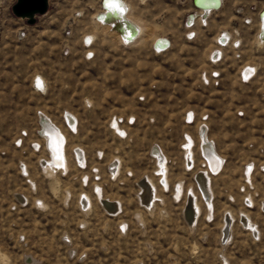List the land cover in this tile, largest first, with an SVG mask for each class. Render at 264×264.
I'll return each mask as SVG.
<instances>
[{
    "label": "rangeland",
    "instance_id": "374dc122",
    "mask_svg": "<svg viewBox=\"0 0 264 264\" xmlns=\"http://www.w3.org/2000/svg\"><path fill=\"white\" fill-rule=\"evenodd\" d=\"M125 1L146 26L130 46L95 23L99 0H48L34 24L0 0V264H264V42L253 20L264 0H222L195 26L191 0ZM158 36L170 42L163 52ZM42 115L66 138V168L52 173ZM201 126L216 174L199 151Z\"/></svg>",
    "mask_w": 264,
    "mask_h": 264
},
{
    "label": "bare ground",
    "instance_id": "6f19581e",
    "mask_svg": "<svg viewBox=\"0 0 264 264\" xmlns=\"http://www.w3.org/2000/svg\"><path fill=\"white\" fill-rule=\"evenodd\" d=\"M145 0H140V3L144 2ZM198 9H196L193 13L192 16L188 17V23L187 26H190V24L195 21L196 18H199L200 22L206 21V17L208 14H211V9H220L221 7V0H195ZM100 3V8L95 14L94 21L96 24L102 27L108 26L109 30L115 31V34H117L118 39L121 43V41H128V40H133L131 44L135 43L138 39H140L145 33V28L146 26H143L142 22H140L136 17L132 15V7L129 3H127L125 0H122L123 5L125 6L126 10L125 11H120L119 9L113 7L109 8L106 5V0H99ZM192 3V0H191ZM210 12V13H209ZM204 23V22H203ZM262 29H264V22L262 23ZM147 30V29H146ZM226 33V32H225ZM225 33L221 36L218 37L222 39V47L226 46L225 44V39L226 37L230 39V35L224 36ZM228 33V32H227ZM88 37H85V39ZM94 38V37H93ZM93 40V39H92ZM92 40L88 38L87 41V46H89L92 43ZM257 40L262 43L264 42V36H257ZM154 43H157L156 45V51H159V49L169 47L170 42L166 39V37H161L158 36L154 39ZM235 47H234V46ZM232 47L237 48L239 46V41L235 40L233 42ZM166 50V48H165ZM163 50V51H165ZM221 51L219 49L214 50V53H212V59L215 60L218 58L220 55ZM250 72L249 68H246L243 70V75L247 76V74ZM41 81V80H40ZM36 85H37V80H36ZM65 120L70 124L69 127H72V123L76 122L75 118L72 114L66 113L65 114ZM199 131V151L201 155L203 156L204 160L206 161L208 170L216 174V171L219 169L221 160L220 156L216 152L213 144L209 139L207 138L206 134V128L205 126H201ZM40 134L44 140V145L46 150L48 151L49 157L47 161L44 162L45 170L47 172L52 173V171L56 169H64L66 168V155L64 154V141L66 140L65 135L63 131L56 125H54L48 117L42 115L40 117ZM190 139V138H189ZM191 142V140H190ZM186 151L188 153V157H190V151L188 147H185ZM75 155L77 156V161H81L82 155L80 150H75ZM154 154H159L160 151L158 149H154L153 151ZM189 163L190 160L188 161ZM165 172V167L164 164H159V171L158 173L161 175H164ZM195 182L197 184V188L199 192L201 193V196L204 198L205 202L207 205H210V197L211 193L209 190V179L206 177L204 172H198L195 174ZM145 185H142V193L140 196L141 202L144 203L145 205L148 206V208L152 207V204H147L148 200L151 198L150 197V183L148 181L144 182ZM162 183L165 185V179L162 177ZM177 194L179 193V190L177 188ZM17 198L20 199V197L17 195ZM101 203L103 204L104 208L109 211L111 210L112 207H114L113 202H108L105 200H101ZM82 205L83 204L82 202ZM186 206L194 210V216L196 215L198 208H196L193 198H190L189 201H187ZM185 212L189 215L187 216V220L190 222L192 221L191 218V213H189V210H185ZM243 220L242 223L245 227L252 229L253 226L250 224L248 219H246L244 216H242ZM229 217L226 216L224 228L222 231V237L223 240H226L228 235H229V227H230V221ZM27 261L31 262V259H27Z\"/></svg>",
    "mask_w": 264,
    "mask_h": 264
},
{
    "label": "built area",
    "instance_id": "2783aa9c",
    "mask_svg": "<svg viewBox=\"0 0 264 264\" xmlns=\"http://www.w3.org/2000/svg\"><path fill=\"white\" fill-rule=\"evenodd\" d=\"M222 0H221V6H222ZM191 6H192V12H190L189 13V15L187 16V18L188 17H190V16H192V13L196 10V9H198V6H196V5H194V3H193V0H192V3H191ZM221 8V7H220ZM218 8H214V9H211V14H213V13H215V12H217L218 10H217ZM253 12H254V17H253V20L255 21V23H256V31H257V34H256V37L259 35V37L260 36H264V29H262V23L264 22V7L263 8H260V9H256V8H254L253 9ZM210 14V15H211ZM252 20V21H253ZM245 22L246 23H248V22H251V21H246L245 20ZM197 23H199V20H198V18H196L195 19V21H193L192 23H191V25L190 26H195ZM203 24V23H202ZM205 24V23H204ZM225 33V32H224ZM224 33H222L221 35H223ZM194 34L193 33H189V35H188V38H192V36H193ZM220 35V36H221ZM133 40H135V39H133ZM133 40H128V41H121V44L122 45H124V46H130V45H132L131 44V42L133 41ZM168 40V39H167ZM86 41V40H85ZM231 41V36H230V39L229 38H227L226 37V39H225V44H226V46H228V44H229V42ZM216 44L219 46V47H221V48H224V47H226V46H224V47H222V39L221 38H217V40H216ZM84 45H86L87 46V42L84 44ZM166 49L168 48V47H165ZM165 48H162V49H159V51H157V52H163V50H165ZM214 53V52H213ZM221 56V53H220V55L218 56V57H220ZM37 80V79H36ZM41 82H42V87H38L36 84H35V90H37V91H40V92H42L43 90H44V84H43V81L41 80ZM66 121V120H65ZM210 174H214L213 172H210ZM263 208H264V203H263Z\"/></svg>",
    "mask_w": 264,
    "mask_h": 264
},
{
    "label": "water",
    "instance_id": "95a60500",
    "mask_svg": "<svg viewBox=\"0 0 264 264\" xmlns=\"http://www.w3.org/2000/svg\"><path fill=\"white\" fill-rule=\"evenodd\" d=\"M194 5L198 6L193 0ZM48 0H15L11 6V13L16 18L25 19L28 24H34L36 15L46 13Z\"/></svg>",
    "mask_w": 264,
    "mask_h": 264
},
{
    "label": "snow or ice",
    "instance_id": "6c2138e0",
    "mask_svg": "<svg viewBox=\"0 0 264 264\" xmlns=\"http://www.w3.org/2000/svg\"><path fill=\"white\" fill-rule=\"evenodd\" d=\"M106 5L109 8L115 7L117 9H119L120 11L126 10L125 6L122 3V0H106ZM87 41H88V38H86L85 42H87ZM37 86L42 87V82L40 81L39 77L37 78ZM249 167H251V166H249Z\"/></svg>",
    "mask_w": 264,
    "mask_h": 264
}]
</instances>
